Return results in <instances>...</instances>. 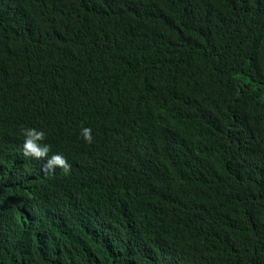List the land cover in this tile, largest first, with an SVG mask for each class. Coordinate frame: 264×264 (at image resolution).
Segmentation results:
<instances>
[{
    "label": "trees",
    "instance_id": "1",
    "mask_svg": "<svg viewBox=\"0 0 264 264\" xmlns=\"http://www.w3.org/2000/svg\"><path fill=\"white\" fill-rule=\"evenodd\" d=\"M0 264H264V0H0Z\"/></svg>",
    "mask_w": 264,
    "mask_h": 264
},
{
    "label": "clouds",
    "instance_id": "2",
    "mask_svg": "<svg viewBox=\"0 0 264 264\" xmlns=\"http://www.w3.org/2000/svg\"><path fill=\"white\" fill-rule=\"evenodd\" d=\"M91 133V128H82L81 136L86 143H92L93 137ZM22 134L24 136L22 145L24 157L45 161L43 167L45 174L52 175L57 169L62 170L64 174L70 173L71 165L63 154H52L49 156L51 146L43 143L46 139V133L44 131L36 128H24L22 129Z\"/></svg>",
    "mask_w": 264,
    "mask_h": 264
},
{
    "label": "bare ground",
    "instance_id": "3",
    "mask_svg": "<svg viewBox=\"0 0 264 264\" xmlns=\"http://www.w3.org/2000/svg\"><path fill=\"white\" fill-rule=\"evenodd\" d=\"M17 1V0H16ZM139 133V132H138Z\"/></svg>",
    "mask_w": 264,
    "mask_h": 264
}]
</instances>
